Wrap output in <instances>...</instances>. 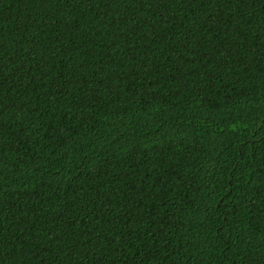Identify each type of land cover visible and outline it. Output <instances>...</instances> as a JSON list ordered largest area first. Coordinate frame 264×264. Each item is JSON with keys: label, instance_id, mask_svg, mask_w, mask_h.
Returning a JSON list of instances; mask_svg holds the SVG:
<instances>
[{"label": "trees", "instance_id": "1", "mask_svg": "<svg viewBox=\"0 0 264 264\" xmlns=\"http://www.w3.org/2000/svg\"><path fill=\"white\" fill-rule=\"evenodd\" d=\"M0 264H264V0H0Z\"/></svg>", "mask_w": 264, "mask_h": 264}]
</instances>
